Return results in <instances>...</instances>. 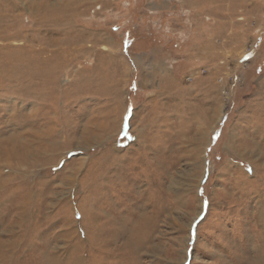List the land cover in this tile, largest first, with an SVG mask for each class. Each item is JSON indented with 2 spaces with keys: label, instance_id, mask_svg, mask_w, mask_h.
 <instances>
[{
  "label": "rangeland",
  "instance_id": "obj_1",
  "mask_svg": "<svg viewBox=\"0 0 264 264\" xmlns=\"http://www.w3.org/2000/svg\"><path fill=\"white\" fill-rule=\"evenodd\" d=\"M0 264H264V0H0Z\"/></svg>",
  "mask_w": 264,
  "mask_h": 264
}]
</instances>
